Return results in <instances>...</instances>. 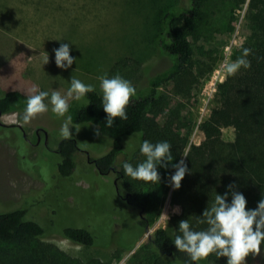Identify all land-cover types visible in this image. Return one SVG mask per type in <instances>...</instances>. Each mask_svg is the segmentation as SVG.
Listing matches in <instances>:
<instances>
[{
    "label": "rangeland",
    "instance_id": "374dc122",
    "mask_svg": "<svg viewBox=\"0 0 264 264\" xmlns=\"http://www.w3.org/2000/svg\"><path fill=\"white\" fill-rule=\"evenodd\" d=\"M188 4V0H0V97L9 91L30 95L34 85L50 94L56 90L66 95L71 77L94 85L95 91L101 93L97 77L105 73L109 78L119 74L129 80L136 91L143 89L151 77L171 65L158 43L161 13L173 7L187 9ZM245 7L232 8L231 16L227 4L207 5L202 33L192 41L195 60L202 66L203 76L186 100L175 96L171 85L162 88L172 103L184 105L183 116L192 120L188 145H198L203 140L198 125L214 105L218 84L226 79L221 65L234 61V51L248 35ZM62 43H69L70 56L76 60L68 70L58 69L54 63L53 50ZM44 52L48 53L49 60L43 65ZM77 103L87 104V100L83 98ZM22 116L23 112L0 116V127H21L26 135L24 139L22 132L0 130V211L25 209L27 217L44 228L42 240L56 245L74 259H98L104 264H137L135 260H142H134V255L147 243L148 236L159 228L165 229L174 216L181 214V207L171 203L176 190L170 185V179L162 184L164 196H160L158 212L144 214L151 224L132 246L119 248L114 240L108 245L90 248L73 244L61 235V229L73 224L71 218L99 216L100 208L105 206L112 214H105L109 220L110 241L123 234V221L130 225L134 219L136 211L124 207L121 201L117 203L113 192L103 193L109 197L108 202L102 198L100 184L108 186L114 176L110 174L103 179L86 161V154L94 160L103 158L110 151L111 142L103 136H95L96 127L73 124L80 128L78 133L75 129L70 131L80 150L75 154L76 163L82 168L73 178L75 181H68L59 178L57 173L60 162L57 147L63 138L60 126L64 118L53 113L51 105L48 112L38 114L29 123H24ZM38 129L48 135L47 143L43 142L41 131L42 142L35 140L34 131ZM17 137L24 141H18ZM222 138L232 141L233 129L224 128ZM130 144L126 153L132 154L135 145ZM125 154L119 157L117 165L126 158ZM86 179L98 181L89 183ZM62 204L69 209H62ZM97 234L104 235L102 230H97ZM127 237L123 235L126 244L131 240ZM263 257L264 244L258 255L250 254L246 258V264H262Z\"/></svg>",
    "mask_w": 264,
    "mask_h": 264
},
{
    "label": "trees",
    "instance_id": "16d2710c",
    "mask_svg": "<svg viewBox=\"0 0 264 264\" xmlns=\"http://www.w3.org/2000/svg\"><path fill=\"white\" fill-rule=\"evenodd\" d=\"M188 3L187 9L173 7L161 13L158 43L171 65L151 77L147 86L130 98L125 109L127 120L117 118L111 128H105L102 94L97 91L86 94L87 104H78L75 99L69 103L67 115L72 117L74 125L99 127L102 136L110 140L111 149L97 160L98 168L101 172L113 165L119 168V185L130 193L132 209L136 211L130 225L123 221V234L111 241L109 220L105 216L111 214L106 208L100 209L102 216L71 218L73 224L61 229V235L73 244L90 248L108 245L114 240L119 248L132 246L151 224L144 214L158 212L160 196H164L162 184L167 183L174 173L172 165L182 158L189 172L171 196V203L181 207V214L174 216L165 229L159 228L150 235L147 243L134 255V260L142 258L135 260L137 264H191L187 255L177 252L172 244L174 236L180 234L178 223L188 219L193 230H204L207 225L199 222L203 211L211 206L215 194L222 195L228 190L229 184L234 185L232 191L245 196L248 208H255L264 198V0H188ZM216 3L227 4L231 16L232 8L246 6L244 17L248 35L234 51L233 60L241 56L244 48L251 49L247 57L251 67L241 68L218 84L214 105L198 125L203 140L198 145H188L187 134L192 129V120L183 116L184 105L172 103L162 88L171 85L173 94L186 100L203 76L202 66L195 60L192 41L202 33L201 27L207 18L205 8L207 5L216 6ZM213 14L218 18L216 13ZM28 96L19 91L6 92L0 97V114L22 113ZM224 128L233 129L232 141L223 140ZM0 130L21 133L16 127H0ZM17 138L20 142L23 140ZM143 140L152 143L167 141L171 145L173 160L163 167L158 166V183L133 180L123 173L121 162L117 165L131 142L135 145L132 154L126 153L124 160L133 166L141 163L145 159L139 151ZM75 144L72 138H62L58 143L60 162L57 172L62 178H69L76 168ZM61 208L69 209L66 206ZM52 211L51 215H54ZM97 230H102L104 235L97 234ZM124 234L131 239L127 244ZM44 235V228L28 218L25 209L0 211V264H104L98 259H74L56 245L43 241ZM204 262L201 264H226L225 258H218L215 254Z\"/></svg>",
    "mask_w": 264,
    "mask_h": 264
},
{
    "label": "clouds",
    "instance_id": "9594fccd",
    "mask_svg": "<svg viewBox=\"0 0 264 264\" xmlns=\"http://www.w3.org/2000/svg\"><path fill=\"white\" fill-rule=\"evenodd\" d=\"M53 52L54 63L58 69L68 70L76 62L75 57L70 56L69 43H62ZM250 54L251 49L244 48L236 60L222 64L221 71L225 77L235 75L241 68H250L251 62L247 59ZM48 60V53L44 52L43 65L47 64ZM97 79L102 93L101 107L106 114L105 128H111L117 118L128 119L125 109L130 98L135 96L136 89L129 80L119 74L109 78L105 73ZM94 91V85L85 84L75 77H71L66 95L56 90L50 94L49 91L38 90V86L34 85L32 94L26 100L22 120L29 123L38 114L48 112L51 105V111L64 118L60 126V135L65 139H71L73 134L70 129H75L78 133L80 128L73 125L70 115H66L69 112V100L79 101ZM46 99L48 103H45ZM94 135L97 137L103 135L99 127L96 128ZM139 151L145 159L135 166L126 160L121 161L123 173L133 180L158 183L160 181L158 166L163 167L173 160L171 145L167 141L152 143L143 140L139 145ZM172 167L174 173L169 183L177 190L189 169L183 159ZM233 187V184H229L224 194H215L211 206L203 211L199 222L207 225L204 230H193L188 219L179 221L177 230L180 234L174 236L172 244L177 252L187 255L191 264H201V261L206 260L211 254L225 258L226 264H246V258L250 254L255 256L261 252V245L264 244V198L259 200L255 208H248L245 196L232 191Z\"/></svg>",
    "mask_w": 264,
    "mask_h": 264
},
{
    "label": "flooded vegetation",
    "instance_id": "af4514ba",
    "mask_svg": "<svg viewBox=\"0 0 264 264\" xmlns=\"http://www.w3.org/2000/svg\"><path fill=\"white\" fill-rule=\"evenodd\" d=\"M16 128H18L22 132V134L24 136V139H26L25 138L26 135H25L24 131L22 130V128L21 127H16ZM40 131L43 134V142L45 140V143H47L48 135L42 129H38V130L34 131L35 140L37 141V143H41L42 142V137H41ZM75 143H76V141H75ZM75 145L77 147V144H75ZM77 151H80L78 147H77ZM85 156H86L87 164L90 166L92 171L94 172L93 168H95L96 173L99 174L103 179H105V177L108 178V176L110 174H112L114 176V179H113L112 183H109V181H108L109 179L107 180L108 183L110 184V186L108 184V186L104 187L102 183L101 184L99 183L101 185V187H102L101 188L102 189V198L104 199V197H105L107 199V202H108L109 201V197L104 196L103 193H105V191H107L108 193L113 192L117 203L119 201H121L125 205L124 207L134 208L133 202L130 200V196H131L130 193L128 191L125 192V189H122L120 187V185H119L118 170L115 168V166L114 165L110 166L105 172H101L100 169L98 168L97 160H94V159L90 158V156L88 154H86ZM81 168L82 167L79 168L78 164L76 163V168H75L74 172L71 174V176L69 178H62L59 175L58 176H59V178H62V179H65V180L66 179H73L75 177L76 173L81 170ZM86 180H89V183H90L91 180L98 181V179H86ZM100 180L102 181V179H100ZM92 186L95 187V185H92ZM108 193H105V195H107ZM114 200H112V201H114ZM62 206H63V204H62ZM102 208H105V206L101 207L100 209H102ZM108 213H110V212L108 211ZM140 215H141V213H140ZM120 218L122 219L121 216H120Z\"/></svg>",
    "mask_w": 264,
    "mask_h": 264
},
{
    "label": "water",
    "instance_id": "95a60500",
    "mask_svg": "<svg viewBox=\"0 0 264 264\" xmlns=\"http://www.w3.org/2000/svg\"><path fill=\"white\" fill-rule=\"evenodd\" d=\"M0 116H1V114H0ZM150 236H148V238H149Z\"/></svg>",
    "mask_w": 264,
    "mask_h": 264
}]
</instances>
